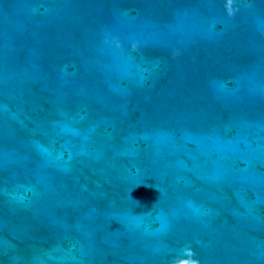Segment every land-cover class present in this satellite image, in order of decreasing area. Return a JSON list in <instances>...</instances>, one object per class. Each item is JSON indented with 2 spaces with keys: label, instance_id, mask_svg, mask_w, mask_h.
<instances>
[{
  "label": "water",
  "instance_id": "obj_1",
  "mask_svg": "<svg viewBox=\"0 0 264 264\" xmlns=\"http://www.w3.org/2000/svg\"><path fill=\"white\" fill-rule=\"evenodd\" d=\"M225 2L0 0V264H264V0Z\"/></svg>",
  "mask_w": 264,
  "mask_h": 264
},
{
  "label": "clouds",
  "instance_id": "obj_2",
  "mask_svg": "<svg viewBox=\"0 0 264 264\" xmlns=\"http://www.w3.org/2000/svg\"><path fill=\"white\" fill-rule=\"evenodd\" d=\"M225 11L229 17H231L235 14L237 9L234 7V0H226ZM113 43H115L117 48L120 47V43L118 40H113ZM137 47H138V45L136 43L131 44V49L133 51H136ZM181 256L184 258L176 257L172 260V264H199V261L194 258L195 253L191 248L182 249L181 250Z\"/></svg>",
  "mask_w": 264,
  "mask_h": 264
}]
</instances>
